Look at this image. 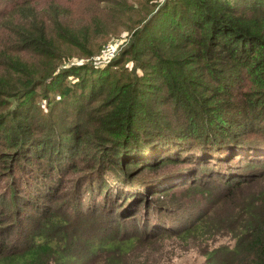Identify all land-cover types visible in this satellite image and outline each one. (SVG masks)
Listing matches in <instances>:
<instances>
[{
    "label": "trees",
    "instance_id": "16d2710c",
    "mask_svg": "<svg viewBox=\"0 0 264 264\" xmlns=\"http://www.w3.org/2000/svg\"><path fill=\"white\" fill-rule=\"evenodd\" d=\"M49 1L37 9V0H0V210L24 220L10 244L0 240V264H137L152 249L133 255L135 232L194 247L204 228L208 239H235L206 251L209 264H264V0ZM109 30L129 31L123 55L132 67L112 60L55 70L60 42L87 53L91 32ZM32 59L52 66L44 73ZM70 73L78 80L64 84ZM40 85L57 86L61 112L41 106L36 118ZM82 149L76 181L88 202L72 200L75 214L63 213L56 191ZM168 163L182 166L171 172ZM143 168L162 169L158 182L202 170L188 189L195 214L173 223L155 203L156 179L137 177ZM220 176L225 187L211 184ZM95 218L104 234L75 252L70 241L89 227L73 232L69 222Z\"/></svg>",
    "mask_w": 264,
    "mask_h": 264
},
{
    "label": "rangeland",
    "instance_id": "374dc122",
    "mask_svg": "<svg viewBox=\"0 0 264 264\" xmlns=\"http://www.w3.org/2000/svg\"><path fill=\"white\" fill-rule=\"evenodd\" d=\"M61 2L63 5L65 4V0H51L47 3L51 5L61 6ZM45 4L46 3L44 2V0H37V2L34 3V7L39 9ZM7 5L8 4H5V6ZM71 16L75 17V14L71 13ZM0 20H2L1 17ZM167 28L165 29V31L168 30ZM93 33H94L93 35L94 44L88 47L87 53H84L76 49V47L74 46H70L66 44L61 47V42L59 43L60 46L58 48V51L61 54L60 60L54 67L57 72L60 70V68L62 70L69 66H72V64L94 63L97 65L104 66L105 64L109 63V61L112 60H120L119 65H117L118 68H123L124 64L125 66H129V67H132L134 65L133 57H127L128 55H123L125 48L130 44L131 35L129 31L122 30L121 32L114 33V31L111 30L109 34H104V35H100L97 32H91V34ZM158 34H162V32H158ZM32 62L36 64L37 68L43 66L45 70L44 73L48 72L52 66V65L50 66L51 62L47 63L48 67L46 66V62H43L42 65H39L38 61L35 59H32ZM46 67L48 68L47 71H46ZM113 69H115V66L113 67ZM64 78H65L64 84H71L78 80V75L70 73L67 75V77ZM150 78H155L159 80L157 74H154ZM56 87L57 86L48 88L45 85L38 86V90L41 91L42 93H39V95L37 96L39 110L34 111L36 112V118L37 117L40 118L39 112L40 113L42 112L43 106H44L43 108L47 110V112L52 111V113L54 114L61 112V110H63L61 109L63 104H61L60 100L56 99L57 98L56 96H58L59 94L58 89ZM47 89H50L49 97H46L45 95V92L48 91ZM49 99H52V101H50ZM84 152L86 153V149L84 150L82 149L81 153L77 155L76 158L77 160L75 162L73 161L71 162L74 163V166L69 167L67 168V170L64 171L61 178V185H59V190L56 191L57 194L56 198L57 196H60L58 201L60 202L59 206H61V212L63 213L64 212L69 213L71 211L73 214H75V211L71 210V208L74 207V202L72 200H81L83 205H86V202H88V195H89L88 191L85 188H83V191L78 192V189L80 188L81 185L76 181V177L79 178L78 176L85 168V166L81 164L82 162L84 163L87 160V158L84 155ZM181 166L182 165L168 163L166 166L167 168L166 170L168 169L177 170ZM231 169H233V167H230V170ZM141 171H143L144 173L137 175V177L142 179L151 177L150 179L149 178L147 179L149 181L155 180L156 178L158 179L159 177H163V175H165L162 174L163 172L162 169L158 171L155 170L149 171L143 168L141 169ZM180 171L181 169H179L177 172L180 173ZM136 172H138V168ZM171 172H173V170H171ZM201 172L202 170L196 169V171H193L192 173L189 172L190 174L182 173V174H178L173 178H166L165 182L164 180L158 182L156 179L155 181L157 182L156 187H158L159 191L156 190L155 194L153 195L154 198H158V200H156L155 203L162 204V206H164V212L166 213V215H169L167 217H169L173 223H175L174 219L176 215H178V217H181L180 214L185 215V214H189L190 212L195 214V212L197 211V209L192 204L187 203L188 189L191 187V185L195 183V182L191 183L192 181L191 179L195 177L200 179ZM182 176L184 178L180 179V177ZM199 181L200 180H196L197 183ZM212 181L213 182H211V184L213 183L217 185L218 183H220L221 185H223V187H225L226 184L225 179L222 178L221 176L219 178L212 179ZM164 187L168 191L165 190ZM210 187L212 188V186ZM2 189L3 190L5 189L4 183H0V190ZM212 189L213 191L215 190L214 188ZM200 197L201 196H195L194 200L200 203L203 208H205L204 207L205 203L203 204V200ZM56 201L57 200L55 199L54 203ZM181 204H183L182 208L180 206ZM25 211L26 212L31 211L34 214H38L37 211L30 210L29 205L25 207ZM9 213H10L9 210L5 212H2L0 210V240L2 243L5 244L7 243L10 244L12 242L13 238L15 237V234H17L15 231H17L18 229L17 228L18 224L24 223L23 218L19 219V222H17L18 219H14V217H11ZM99 213L100 210H98L96 213H91L90 217H96L98 216ZM141 215L138 216L140 220H142L140 218ZM71 217H75V216L73 215ZM154 218H158L160 219V221L165 222V220L159 214L153 215V219ZM71 221L73 222L72 219ZM72 222H69L68 228L73 232L78 231V229H80L78 232H81L82 230L86 229V227H89L86 232L81 233L82 234L81 240L78 241L71 240L69 243L71 245V248H73L75 252H79V254H85L86 251H88L89 242L97 237L102 236L104 234L103 232L104 229L98 224L97 220L93 221L89 226H85L84 223L83 224L78 223L75 226ZM203 231H208V229L204 228ZM203 231L199 230L193 234L194 236L193 241L196 242V244H198L197 246L194 247H190L188 242H186L181 237L175 235L167 236V235H159V234L155 235L152 233L142 234L141 232H135L139 236H142L141 237L142 239L136 243V249L133 252V255L141 259V257L148 249H152L150 254L142 258V261H140V263L137 264H209L208 258L206 256L207 254L206 251H210L214 247L221 246L224 244L226 245L234 244L235 239L232 237L231 234L227 232H224L223 234H218L216 236L212 235V238L210 237L208 239L207 238L208 233L206 232L204 233ZM86 239L90 241H85ZM100 261L101 260L94 261L92 264H99ZM126 261L127 262L130 261V258H126Z\"/></svg>",
    "mask_w": 264,
    "mask_h": 264
}]
</instances>
